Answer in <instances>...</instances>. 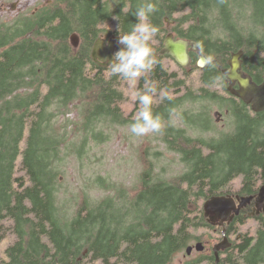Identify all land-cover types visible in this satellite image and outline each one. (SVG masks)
I'll return each instance as SVG.
<instances>
[{"label":"trees","instance_id":"obj_1","mask_svg":"<svg viewBox=\"0 0 264 264\" xmlns=\"http://www.w3.org/2000/svg\"><path fill=\"white\" fill-rule=\"evenodd\" d=\"M143 2L47 0L0 18V242L10 238L6 264H171L202 240L203 230L221 233L224 226L235 236L225 256L200 255L186 264H264V210L250 216L252 202L221 226L205 209L213 198L237 201L264 188V108L239 96L225 73L240 53V72L256 86L264 83V0H152L158 11L149 22L158 33L150 46L157 63L147 80H137L136 92L153 82L172 97L154 96L151 110L163 124L160 145L178 155V168L168 174L170 164L160 162L158 151L144 162L132 196L122 186L109 189L103 176L89 178L103 189L96 197L85 187L80 199L62 188L68 159L75 155L89 167L86 148L108 141L113 127H130L142 107L135 100L125 112L122 86L128 81L110 76V64H99L92 52L98 39L113 41V54L118 51L119 35L138 22L132 13ZM170 34L198 45L186 67L163 52ZM201 54L203 67L197 66ZM214 104L224 116L222 130L211 115ZM72 111L76 121L68 118ZM173 115L183 126L171 121ZM206 131L212 134L202 136ZM248 218L255 224L251 238L246 232L239 240Z\"/></svg>","mask_w":264,"mask_h":264},{"label":"rangeland","instance_id":"obj_2","mask_svg":"<svg viewBox=\"0 0 264 264\" xmlns=\"http://www.w3.org/2000/svg\"><path fill=\"white\" fill-rule=\"evenodd\" d=\"M47 0H0V18L7 19L9 17L15 16L21 12H26L30 8H33L40 2H44ZM113 43L109 41H105L103 39H99L94 47L93 57L96 61L102 64H108L112 60L110 58V52ZM193 48H196L195 44L191 45ZM191 47V48H192ZM197 50V49H193ZM165 52V51H163ZM198 58V57H197ZM166 65L170 67V69H175V65L171 62H166ZM226 76L228 78V71H226ZM231 85L236 82L229 79ZM136 84L132 82H127L122 86L124 91L126 100L124 101L123 108L125 112L128 114L135 103L136 97ZM238 84V83H237ZM251 85V84H249ZM240 87L238 84V88L236 92L239 96L245 101L250 102L255 108L262 109L264 108V83L261 86H257L259 88H255L252 86ZM251 89V90H249ZM249 91L252 92L249 93ZM245 93H249L247 97H244ZM241 94V95H240ZM188 104L185 106V108ZM211 115L215 121L219 130L225 128V120L224 116L218 110L217 106L212 105ZM184 107V106H183ZM137 116V115H136ZM134 116V117H136ZM70 120L76 121V112L72 111L71 114L68 115ZM175 124H179L183 126L180 119L173 115L171 118ZM63 122V121H61ZM76 128V127H75ZM129 126L126 127H113L112 128V136L110 139L104 143L98 144L93 149L84 151L82 154L84 159L83 161H90L91 165L87 167L80 161H76L75 155H72L68 160V165L64 172V180L62 182V188L68 190L69 195L80 199V190L82 187H85L86 190L94 197L103 194L102 188H97L93 183V179L97 176H103L109 182V189L112 186H122L125 189L127 188L131 196L135 194L136 189L139 187V175L143 169V164L146 160H154L158 151H161L160 162L162 164H170L167 173L174 174L172 171L174 168H178V155L173 152H168L164 149L163 144L160 145V133H150L143 137H134L130 134ZM77 134H79V129H76ZM197 132H193L196 134ZM212 134V131L203 132L202 136H208ZM24 145V140L21 142V148ZM20 159V158H19ZM240 183V177L235 178L232 183V189H237ZM264 189V188H262ZM262 191V195H261ZM257 195V198H260V201H255V209L250 212V216L255 214H259L264 210V190H261ZM241 202L239 200L238 204ZM244 202V201H243ZM238 207V206H236ZM233 211V210H232ZM206 215L210 219L213 215L211 209L208 204H206ZM221 218L216 217L213 221L217 224H220ZM254 221L251 218H248L245 225L240 228V233L243 234L249 232L252 234ZM202 231V230H201ZM204 236L202 238V243L206 245V250L204 252H200L194 249V245L197 242H191L189 245L192 246V251L190 254H186L185 250L179 254H177L171 264H186L191 260L197 259L202 254L209 253L213 244L217 241V238L220 236V232L215 227L214 230H203ZM235 237V236H234ZM10 238L5 239L0 244V250L6 247ZM203 263V262H201ZM200 263V264H201ZM96 264H102L99 260L96 261Z\"/></svg>","mask_w":264,"mask_h":264},{"label":"clouds","instance_id":"obj_3","mask_svg":"<svg viewBox=\"0 0 264 264\" xmlns=\"http://www.w3.org/2000/svg\"><path fill=\"white\" fill-rule=\"evenodd\" d=\"M156 11L158 7L152 0H144L132 13L138 22L133 25L130 32L119 35L118 44L122 47L113 54L110 76H119L132 83L141 78L147 80V74L157 63L150 42L157 35L158 28L149 22L150 16ZM208 63L215 66L212 56L208 57ZM157 95L162 101L172 99L168 92L158 89L153 82L147 83L143 91L135 93L136 100L142 107L130 125L129 131L132 136L143 137L162 131L160 116L154 115L151 110L153 97Z\"/></svg>","mask_w":264,"mask_h":264},{"label":"water","instance_id":"obj_4","mask_svg":"<svg viewBox=\"0 0 264 264\" xmlns=\"http://www.w3.org/2000/svg\"><path fill=\"white\" fill-rule=\"evenodd\" d=\"M171 37V38H170ZM171 39H173V37H172V35L170 34V35H168L167 36V38H166V41H165V44H164V49H163V51H165L166 53H168L169 55H171L172 56V58L179 64V65H181V66H187L188 64H189V61H190V58H189V53H188V46L189 45H193V44H195V43H193V42H189V41H187V40H183V39H178L179 41H182V42H184L185 43V47H184V50H183V52H182V59H180L179 60V58L175 55V54H173V53H171V52H169V51H167V47H168V44H169V40H171ZM178 40H176V41H178ZM98 41V40H97ZM113 43V45H112V48H111V52H110V58H111V60L113 59V55H112V51H113V48H114V42H112ZM195 46H196V48H190L189 50H193V49H197L198 48V45L197 44H195ZM94 51V50H93ZM240 56H241V54L240 53H235V54H233V56H232V58H231V60H230V70H231V72L233 71V69H235L234 71L236 72V70L238 69H240V65H241V62H240ZM92 57H93V52H92ZM204 59V61L206 62V59H205V57L201 54L200 55V57H199V60H198V66H200V67H202L203 65H204V63H203V65L202 64H200V62H201V59ZM93 59H94V57H93ZM95 60V59H94ZM96 61V60H95ZM98 62V61H97ZM112 62V61H111ZM99 63V62H98ZM100 64V63H99ZM186 64V65H185ZM103 65H108V64H103ZM239 73L243 76V77H246V78H248L249 80H250V77H248V76H246V75H244L242 72H240L239 71ZM228 78L229 79H231L230 78V73H229V70H228ZM232 80V79H231ZM233 81H237L238 82V84L240 85V87H242V83L239 81V80H233ZM251 81V80H250ZM259 109V108H258ZM261 190H264V189H261ZM260 190V191H261ZM261 195H262V191H261ZM248 198L247 199H245L244 198V202L243 203H240L241 205H239L238 207H236V204H235V201H234V199L233 198H231V197H216V198H213V199H211L210 201H208V206L211 208V211H213L214 212V216H212L211 217V219L212 220H215L216 219V217H218V218H221L222 219V221L225 219V217L229 214V212L230 211H236V212H238L239 211V209H240V206H243V205H245L244 203L245 202H248ZM256 201H260L261 199L260 198H257L256 197V199H255ZM192 246H187L186 247V254H190V252L192 251ZM219 248V246H217V248L215 249V251L217 250ZM194 249L195 250H197V251H201V250H203V244H202V242H197L195 245H194ZM217 254V253H216Z\"/></svg>","mask_w":264,"mask_h":264},{"label":"flooded vegetation","instance_id":"obj_5","mask_svg":"<svg viewBox=\"0 0 264 264\" xmlns=\"http://www.w3.org/2000/svg\"><path fill=\"white\" fill-rule=\"evenodd\" d=\"M174 60V59H173ZM175 61V60H174ZM176 62V61H175ZM177 63V62H176ZM178 64V63H177ZM181 66V65H180ZM249 199L248 200V203H252L253 202V198L254 196H248L246 197L245 199ZM241 208V207H240ZM213 215L214 216V212L212 211ZM240 213V209L238 212L236 211H230L229 214L225 217V219L221 222L219 225L221 226H224V222L225 223H231L232 221H234V219L236 218V216ZM210 220H212L210 218ZM214 220H212L213 222ZM215 223V222H214ZM217 224V223H216ZM245 225V224H244ZM243 225V226H244ZM245 235V234H244ZM242 236L241 234L240 235H237L236 238L237 239H241L242 237H245V236ZM249 238H251V234L248 235ZM235 239L234 235H232L231 233H229V235L226 234V229H225V226L222 228L221 230V233H220V236L217 238V241L213 244V246L211 247V250H209V253L207 254H202V256H205V257H208V256H217V254H219V260H220V256L221 257H224L225 256V253L224 251L230 247V245L232 244V240ZM200 242H203L202 240ZM1 244V242H0ZM203 244V243H202ZM217 246H219V248L215 251V249L217 248ZM5 247L0 250V264H6L7 262H9L11 259L7 256L4 255L3 251H4ZM206 250V245L203 244V250H201L200 252H204ZM217 253V254H216ZM218 259L215 261V264L218 263L219 261ZM235 260V258H234ZM236 260H239V261H244V259H238L236 258ZM202 264H213L210 260H207L205 259V263H202Z\"/></svg>","mask_w":264,"mask_h":264},{"label":"bare ground","instance_id":"obj_6","mask_svg":"<svg viewBox=\"0 0 264 264\" xmlns=\"http://www.w3.org/2000/svg\"><path fill=\"white\" fill-rule=\"evenodd\" d=\"M171 38V37H170ZM184 47H185V43L182 42V41H176L174 39H171L169 40V44H168V47H167V51L175 54L179 60L182 59V52L184 50ZM204 59L202 58L201 59V62L200 64L203 65L204 63ZM186 65V64H185ZM231 69V68H230ZM229 69V73H230V78L232 80H239L241 83H242V87H246V88H249L248 86H252V87H255V88H259L257 87L255 84H253L248 78L246 77H243L240 73H239V70L237 69L236 72L234 71L235 69H233V71L231 72V70ZM251 84V85H249ZM251 90V89H249ZM249 93L252 94L251 91H249ZM249 93H245L244 94V97H247V95ZM241 95V94H240ZM242 97V96H241Z\"/></svg>","mask_w":264,"mask_h":264}]
</instances>
